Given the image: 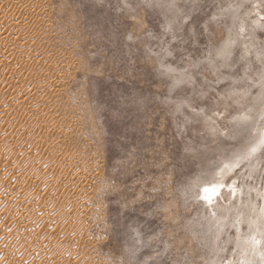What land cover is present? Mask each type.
Instances as JSON below:
<instances>
[{"label":"rangeland","instance_id":"1","mask_svg":"<svg viewBox=\"0 0 264 264\" xmlns=\"http://www.w3.org/2000/svg\"><path fill=\"white\" fill-rule=\"evenodd\" d=\"M263 126L264 0H0V264H264Z\"/></svg>","mask_w":264,"mask_h":264},{"label":"bare ground","instance_id":"2","mask_svg":"<svg viewBox=\"0 0 264 264\" xmlns=\"http://www.w3.org/2000/svg\"><path fill=\"white\" fill-rule=\"evenodd\" d=\"M260 97L262 99L263 98V94H261ZM261 131H263V133H262V136H261V132H260V136H261V138H264V126L262 127ZM244 155H245V153L241 152L239 155L234 157V160H237L240 163V162H242ZM231 162L232 161H228V162H225L223 164V166L225 167V168L221 169L223 171V173L226 174L228 171H230V170L232 171V164L235 163V162H233V163H231ZM81 177L82 176H80V179H81ZM206 188H208L209 191L205 192V194L203 193L205 197H207V195L208 196L216 195L217 192H220L219 185H212V186H209V187H206ZM261 198H262V204H263L262 209L261 210H255L253 208V210H252V221L255 222V225L251 229V232H250V236H252V238H253V236L255 234L261 232L260 231V222L262 221L263 216H264V193L262 194ZM214 199H215V197H214ZM80 203H82V202H80ZM239 216L241 217V219H243L246 222V213L240 212ZM226 219H227L226 215H223V216H220V217H216V221L217 222H222V223L223 222H228V221H226ZM220 226L221 225H219V227ZM213 238L215 240L216 237H213ZM235 241H236V249L238 250V253H239V256H240V258L238 260V263L239 264H258V260L256 258V255H257L258 252L255 250L256 243H254L253 248H252L251 247V242H250V237L247 236V235H245V236L237 235ZM259 252H264V250L259 249ZM212 264H217V263L215 261Z\"/></svg>","mask_w":264,"mask_h":264},{"label":"snow or ice","instance_id":"3","mask_svg":"<svg viewBox=\"0 0 264 264\" xmlns=\"http://www.w3.org/2000/svg\"><path fill=\"white\" fill-rule=\"evenodd\" d=\"M204 191H205V192H208V191H209V189H208V188H205V189H204Z\"/></svg>","mask_w":264,"mask_h":264}]
</instances>
